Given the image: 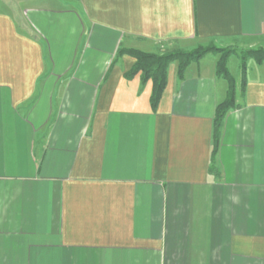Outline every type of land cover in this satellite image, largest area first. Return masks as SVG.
<instances>
[{"label":"crops","instance_id":"0c3cea01","mask_svg":"<svg viewBox=\"0 0 264 264\" xmlns=\"http://www.w3.org/2000/svg\"><path fill=\"white\" fill-rule=\"evenodd\" d=\"M202 43L264 47V0H0V264H264V62L217 145L218 59L128 76Z\"/></svg>","mask_w":264,"mask_h":264},{"label":"trees","instance_id":"16d2710c","mask_svg":"<svg viewBox=\"0 0 264 264\" xmlns=\"http://www.w3.org/2000/svg\"><path fill=\"white\" fill-rule=\"evenodd\" d=\"M210 51L221 52V57L217 64V74L226 79L229 83L227 100L223 104H220L216 110L215 142L217 145L223 118L227 111L234 105L235 82L234 78L227 69V61L233 51H227L225 49L220 50L216 47L210 46L206 49L193 50L186 53L174 51L161 57H150L143 53L135 52L133 55L136 57V63L129 72L128 76L134 77L138 73H141L142 84L145 85L150 80L153 82L151 102L153 107H156L168 82L169 65L173 62H177L178 74L182 76L188 66H190L193 62H198L206 53ZM245 53L248 57H255V60L258 63L264 62V50H250ZM242 67L243 72H245L246 66L243 64Z\"/></svg>","mask_w":264,"mask_h":264},{"label":"rangeland","instance_id":"374dc122","mask_svg":"<svg viewBox=\"0 0 264 264\" xmlns=\"http://www.w3.org/2000/svg\"><path fill=\"white\" fill-rule=\"evenodd\" d=\"M210 46H213V47H216L215 46V43H208V44H199L197 47L189 50V51H184V50H180L178 52H183V53H186V52H190V51H193V50H199V49H206ZM238 46V45H236ZM225 50L227 51H233L229 58H228V61H227V69L229 70L231 76L233 78H235V80H237V83H238V86H239V76H240V73L243 71L242 70V66L243 64L246 66L245 69L248 70V68H250L254 61L252 57H248L247 54L245 52L247 51H250V50H264V47H258V48H245V49H242V48H238V47H227L225 48ZM174 52V51H173ZM176 52V51H175ZM140 53H143L145 55H148L150 57H161L163 55H166L168 53H171L170 52H158V53H145V52H140ZM220 55H221V52H218V51H210L208 53H206L202 58L201 60L203 59L202 63H210L212 62V64L215 62L216 59L220 60ZM200 60V61H201ZM197 62H193V64H195ZM171 65V64H170ZM170 65H169V68H168V72H169V69H170Z\"/></svg>","mask_w":264,"mask_h":264}]
</instances>
